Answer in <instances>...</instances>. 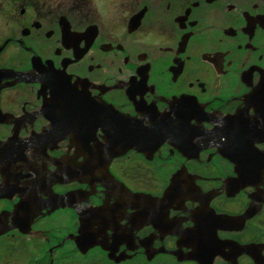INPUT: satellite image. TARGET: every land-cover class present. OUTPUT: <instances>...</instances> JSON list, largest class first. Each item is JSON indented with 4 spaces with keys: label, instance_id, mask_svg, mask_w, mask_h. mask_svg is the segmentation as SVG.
Wrapping results in <instances>:
<instances>
[{
    "label": "flooded vegetation",
    "instance_id": "af4514ba",
    "mask_svg": "<svg viewBox=\"0 0 264 264\" xmlns=\"http://www.w3.org/2000/svg\"><path fill=\"white\" fill-rule=\"evenodd\" d=\"M0 264H264V0H0Z\"/></svg>",
    "mask_w": 264,
    "mask_h": 264
}]
</instances>
